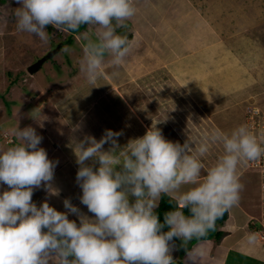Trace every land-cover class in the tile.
<instances>
[{"label": "clouds", "instance_id": "obj_1", "mask_svg": "<svg viewBox=\"0 0 264 264\" xmlns=\"http://www.w3.org/2000/svg\"><path fill=\"white\" fill-rule=\"evenodd\" d=\"M16 2L17 31L45 44L49 25L65 33L94 27L80 33L81 70L91 85L105 75L106 63L119 67L132 50L133 42L117 29L137 14L135 0ZM162 121L123 146L118 143L123 133L111 130L100 140L85 136L75 145L80 202L92 217L70 199L63 202L64 212L47 200L37 207L35 189L56 194L52 181L58 161L39 147L42 137L34 128L13 129L18 143L0 148V184L7 186L0 192V264H176L178 247L185 250L187 264H201L208 250L188 246L203 241L218 219L239 206L245 187L240 169L264 156V134L241 124L230 133L214 128L198 143L188 137L181 144L165 139L157 127ZM216 145L223 154L207 165L204 158ZM164 197L174 206L161 221L157 209ZM256 239L254 233L247 236L250 245Z\"/></svg>", "mask_w": 264, "mask_h": 264}, {"label": "crops", "instance_id": "obj_2", "mask_svg": "<svg viewBox=\"0 0 264 264\" xmlns=\"http://www.w3.org/2000/svg\"><path fill=\"white\" fill-rule=\"evenodd\" d=\"M135 4L138 9L135 17L125 22L126 27L117 29L121 35L125 29L128 39L133 42L132 50L119 67L106 63L103 77L109 80H121L122 71L132 68V63L139 61L142 53H149L153 57H159L160 64L164 61V66L171 70L172 74L176 73L180 81L186 82L184 88L195 101L226 98L230 92L225 89L220 94L221 90L218 89L224 88L225 80L209 71L210 64L219 62L223 69L238 71L239 64H246L249 69L250 65L241 53L248 51L251 52L249 55L253 56L258 51L255 46V43L259 42L257 37L264 39V0H135ZM251 26L256 28L252 29ZM106 60H110V57ZM198 68L203 71L200 73ZM195 71L196 74L192 75ZM79 76L81 81L70 78L59 82L57 88L40 85V90L51 89L50 93H53L57 89L62 92L58 98L50 96L45 99L44 106L49 111H55L53 117L46 113V110L41 111L38 119L28 114L25 117L15 113L8 115V119L13 117L16 121L10 126L0 128V148L3 139L18 143L13 131L17 126L21 130L29 126L34 128L42 137L39 147L44 148L48 158L58 161V164L52 181L56 194L41 187L34 190L32 201L39 207L47 200L57 211L64 212L66 209L63 202L70 199L82 213L92 217L94 214L80 202L82 189L76 180L79 165L76 163L75 145L85 136L100 140L106 130H111L123 133L118 138V143L123 146L131 139L142 137L153 122L162 119H151L145 123L136 117V113L131 111L129 97L125 96L127 92L116 93L115 90H110L111 92L102 95L95 103H91L94 93L85 86L74 98L70 95L65 100L64 95L68 89L71 91L75 86L85 84L87 79L82 70ZM27 87H24L25 90ZM216 89L218 91H215ZM6 90L9 92L10 88L7 87ZM2 92L0 90V96ZM15 94L16 88L12 90L11 105L19 98V95ZM33 95L35 96L34 92ZM35 99L34 97L33 100ZM64 101L68 105H78L79 109L66 110L70 107L64 108ZM99 105L100 109L96 110ZM58 107L62 109L64 117ZM94 108L96 117H93ZM5 109L8 110V106ZM81 116H84L83 120L78 121ZM58 117L64 120L63 128L58 125ZM157 127L164 132L162 122L158 123ZM163 135L165 139L174 142L172 136L167 137L164 133ZM104 147L107 149L109 145L105 144ZM244 186L240 200L241 208H233L228 218L219 226L225 231L221 240L205 238L203 241L190 243L189 250L197 245L208 250L201 264H264L263 243L256 239L255 244L250 245L247 241V236L254 233L250 227L251 217L256 214L255 207L258 208V205L246 189L247 184ZM69 219L79 223L74 214H70ZM176 244L179 246L180 241L177 240ZM181 250L182 248L178 247V250L173 252V258L176 262L187 264L186 252L181 255Z\"/></svg>", "mask_w": 264, "mask_h": 264}, {"label": "rangeland", "instance_id": "obj_3", "mask_svg": "<svg viewBox=\"0 0 264 264\" xmlns=\"http://www.w3.org/2000/svg\"><path fill=\"white\" fill-rule=\"evenodd\" d=\"M18 7L20 5L16 0H0V90L3 91L0 96L1 129L14 124L15 118L8 119V115L12 113L23 114L21 116L24 117L28 114L38 119L41 111L46 110V113L53 117L55 111L54 109L49 111L44 106L45 99H49L50 96L58 98L62 92L55 89L53 93H49L44 89L40 90L39 86L43 84L42 87L57 88L59 82L62 83L70 78H75L76 81L82 80L79 76L83 57L80 33L90 29L94 30L93 26H84L79 32L65 33L57 31L49 25L47 26L49 41L45 44L38 37L17 31L14 12ZM251 28L256 27L251 26ZM122 31L125 35V29ZM70 36H72V43H66L65 40ZM257 39L259 42L257 41L255 46L258 51L253 56L249 55L251 52L248 51L241 53V56L245 57V61L250 65L249 69L246 64L244 66L239 64L240 71L231 68L223 69L219 62L214 65L210 64L209 71L225 80L224 88L218 89L221 90L220 94L225 89L230 92L226 98L205 100L204 102L195 101L184 88L186 82L180 81V77L176 73L172 74L171 70L164 66V61L160 64L159 57L142 53L141 59L132 63V68L122 71L121 80L116 81L114 78L109 80L107 77H102L96 85H91L85 80V84L75 86L74 90L69 91L68 89L64 99L67 100L70 95L74 98L85 86L88 88L87 90L94 93V100L91 103H95L98 98L110 90H115L116 93L127 92L125 96L129 97L131 111L136 113V117L141 118L145 123L151 119H162L163 133L167 137L172 136L174 142L181 144L188 137L198 143L214 128L230 133L241 124L248 125L254 133L264 134V39L260 36ZM57 47L60 49L57 50ZM65 48H68L69 51H63ZM51 51V55L41 69L35 73L28 71L29 65L47 56ZM233 59L235 63V58ZM199 71L201 73L203 70L199 69ZM193 74H196V71ZM47 83L48 85H46ZM25 86L31 88L27 87L25 90ZM7 87L10 88L9 92L6 90ZM14 88L17 89L19 98L15 99L14 105H11L10 97H12ZM33 92L36 96L33 95ZM34 97L35 100H33ZM7 106L8 110L5 109ZM63 106L64 108L70 107L66 110L79 109L78 105H68L66 101L63 102ZM100 107V105L97 106L96 110ZM58 109L64 117L62 109L60 107ZM96 110L94 108L93 117H96ZM83 118L84 116L79 117L78 121ZM57 120L58 125L63 128V118L58 117ZM24 123H26L25 120ZM1 144L2 148H6L15 143L3 139ZM222 154V145L213 146L210 153L204 158V162L211 165ZM209 158L210 160H208ZM256 162H249L243 165L240 170L242 173L241 182L247 184L246 189L253 195L256 205H258V208L255 207L256 214L251 217L250 227L253 231L258 229L259 222L264 220L260 206L262 200L258 198L259 186L262 182L260 170L263 169V166H257ZM262 176H264V171ZM259 179L260 184L258 183ZM4 190H7V186L0 184V192ZM239 205L238 207L241 208L240 203Z\"/></svg>", "mask_w": 264, "mask_h": 264}, {"label": "trees", "instance_id": "obj_4", "mask_svg": "<svg viewBox=\"0 0 264 264\" xmlns=\"http://www.w3.org/2000/svg\"><path fill=\"white\" fill-rule=\"evenodd\" d=\"M83 27L84 26H82L81 28H83ZM65 42L66 43H72V36H70L68 39H66ZM46 91H48L50 93L51 92V89H47ZM35 96H36V94H35ZM10 141H13V140H10ZM173 206H174V202L170 201L168 197L162 198V200L160 201V206L157 209L158 214L160 215L161 221H163V214L165 212L171 210L173 208ZM228 216H229V212H226L221 219H218L217 222H216V229H215V231L210 232L208 234V236L205 237V238H215L216 240L220 241L221 238L225 235V231L222 230V229H220L219 226L228 218ZM194 242H196V241L194 240L191 243H194ZM189 246H190V244H189ZM184 252H185V250L182 248L180 254L183 255ZM176 264H181V261H177Z\"/></svg>", "mask_w": 264, "mask_h": 264}, {"label": "built area", "instance_id": "obj_5", "mask_svg": "<svg viewBox=\"0 0 264 264\" xmlns=\"http://www.w3.org/2000/svg\"><path fill=\"white\" fill-rule=\"evenodd\" d=\"M263 162V163H262ZM253 163H255V161H253ZM256 165L259 167L263 166V169L260 170V176L262 179V189H263V202H262V207H263V213L262 215H264V176H262V173L264 171V156H262L257 162ZM264 219V217H263ZM261 228L258 227V229L254 230V233L256 234L257 239L264 244V220L261 221ZM259 230V231H258Z\"/></svg>", "mask_w": 264, "mask_h": 264}, {"label": "water", "instance_id": "obj_6", "mask_svg": "<svg viewBox=\"0 0 264 264\" xmlns=\"http://www.w3.org/2000/svg\"><path fill=\"white\" fill-rule=\"evenodd\" d=\"M52 51L48 53L47 56H44L40 59H38L37 61H35L33 64H31L28 67V71L30 73H35L36 71H38L39 69H41V67L43 66V64L45 63V61L48 59V57L51 55Z\"/></svg>", "mask_w": 264, "mask_h": 264}]
</instances>
